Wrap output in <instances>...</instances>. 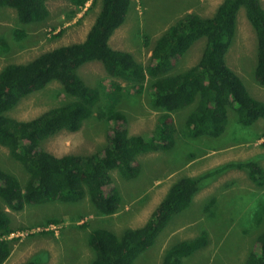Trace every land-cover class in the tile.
Returning a JSON list of instances; mask_svg holds the SVG:
<instances>
[{
    "label": "trees",
    "instance_id": "trees-1",
    "mask_svg": "<svg viewBox=\"0 0 264 264\" xmlns=\"http://www.w3.org/2000/svg\"><path fill=\"white\" fill-rule=\"evenodd\" d=\"M53 1L59 0H0V9L15 11L17 23L22 27L32 26L50 18L48 4ZM66 1L75 9L73 17L90 0ZM262 1L223 0L212 17L197 13L182 16L157 38L146 66L133 53L115 50L110 45L115 32L126 23L135 1L101 0L100 12L84 42L59 46L28 62L9 63L0 70V146L9 150L11 157L28 175L23 181L0 168V264H6L11 258L19 241L11 238L16 230L9 211L22 213L31 204H82L85 201L93 207L96 216L112 218L122 210V195L113 179L115 171L126 181L135 179L142 169L140 156L168 150L180 133L189 138L221 137L226 131L230 108L245 127L264 121V101L250 94L245 82L227 63L237 35L238 14L244 9L257 38L255 80L264 87ZM14 33L17 41L27 37V32L20 28ZM201 40L206 44L200 43L199 62L182 73L173 74L176 64ZM5 41L0 42V50L7 53L12 46ZM92 62L101 63L109 77L128 83L133 94L142 95L146 86H150L151 105L159 113L150 138L131 134L127 115L112 108L107 109L111 124L106 134L107 146L102 152L80 156L56 155L44 150L42 144L63 131L81 132L99 107L102 100L99 90L88 86L79 75L80 68ZM56 81L61 84L63 93L71 98L64 105L49 108L40 116L27 120L9 114L24 99ZM114 87L123 90L121 84H114ZM187 110L190 112L183 119L188 127L186 132L183 131L184 124L175 125L172 115L180 116ZM260 134L257 140L264 137V133ZM233 170L246 171L253 184L264 189V168L255 161L230 162L198 177L183 176L172 184L150 218L139 228H129L120 234L97 229L95 224L92 228L89 220L71 227L84 241L82 252L85 248L88 251L89 256L81 260L87 257V264H135L157 243L174 217L190 209L203 182ZM216 201V196L207 201L205 211L209 212ZM260 212L264 216V206ZM60 223H63L60 218H49L45 227ZM44 228L37 236H55ZM33 229L32 226L21 230L31 232ZM262 230L243 264H264V228ZM29 235L36 236L34 233ZM59 239L57 243L64 254L66 249ZM208 245L207 233L184 239L165 249L161 264H185ZM45 261L43 257L35 256L24 264H43Z\"/></svg>",
    "mask_w": 264,
    "mask_h": 264
},
{
    "label": "rangeland",
    "instance_id": "rangeland-1",
    "mask_svg": "<svg viewBox=\"0 0 264 264\" xmlns=\"http://www.w3.org/2000/svg\"><path fill=\"white\" fill-rule=\"evenodd\" d=\"M134 1L125 28L117 33L113 45L124 49V52L131 51L140 63L147 66L155 41L177 19L188 13L212 17L223 0ZM262 4L264 6V0ZM48 8L51 16L46 22L23 27L18 24L15 11L0 9V42L6 39L5 42L12 46L7 53L0 50V70L9 63H25L43 52L83 41L86 34L84 21L88 22V26L94 22L93 18L89 21L88 14L82 19L78 18V14L83 10L72 17L75 9L73 10L66 0L50 2ZM244 11L243 9L238 14L237 35L227 63L245 82L250 94L264 101V87L255 80L258 61L256 32ZM16 28L27 32L24 40L15 39ZM203 42L206 44L205 40L197 44ZM202 44L190 49L176 64L173 74L182 73L199 62ZM79 75L88 86L99 90L102 95L100 105L81 132L74 134L63 131L44 142V150L56 155L80 156L102 152L107 146L106 134L111 124L107 109L110 111L112 108L127 115L131 134L150 138L159 117L158 110L151 105L150 86H146L142 95L133 94L128 83L109 77L97 62L83 65ZM150 81L151 79L148 82ZM117 83L122 85L123 90L118 91L114 87ZM70 99L63 93L61 84L56 81L45 90L24 99L9 114L14 118L27 120L40 116L49 108L60 107ZM107 101L111 103L107 104ZM228 111L226 131L221 137L189 138L180 133L179 137L176 135L174 144L168 150L151 151L140 156L142 169L135 179L126 181L115 171L113 179L122 195V210L112 218L96 216L93 207L85 201L82 204H31L27 205L22 213L9 211L16 230L11 238H17L19 241L16 242L11 258L6 264H24L35 256L46 259L43 264H62V260L63 264H87V257L84 261L81 258L89 256L88 251L85 248L82 252L84 241L72 230L74 225L80 226L89 220L92 228V224H95L97 229L113 230L122 234L129 228H139L144 224L172 184L183 176L198 177L226 163L246 160L255 161L264 168V135L261 141L257 140L258 134L264 133V121L245 127L239 123L232 108ZM189 112L190 110H187L180 116L173 114L175 125L179 127L184 124L183 119ZM178 117H182V120H178ZM185 125L183 131L188 129ZM0 168L12 172L23 181L28 176L22 165L2 146ZM263 194L264 189H259L253 184L244 170H233L216 178H208L203 182V188L190 209L174 217L159 236L157 243L144 252L135 264H161L168 246L202 233L208 234L209 245L194 257L187 259L185 264H243L254 246V241L263 232L264 216L260 212L264 206ZM214 196L217 201L210 211L206 212L207 201ZM49 218H60L63 221L59 224L57 235L55 233V236H37ZM81 219L82 222L78 223ZM32 226L35 227L32 231L36 236L30 237V233L25 234L30 232L29 230H21L31 229ZM58 239L66 249L64 254L57 243Z\"/></svg>",
    "mask_w": 264,
    "mask_h": 264
},
{
    "label": "crops",
    "instance_id": "crops-1",
    "mask_svg": "<svg viewBox=\"0 0 264 264\" xmlns=\"http://www.w3.org/2000/svg\"><path fill=\"white\" fill-rule=\"evenodd\" d=\"M91 2H89L88 4H86V7L84 8V9H82L81 11H82V13H80V14H78V18H83V16L85 15V14H88L89 15V18H90V20L89 21H91L92 20V18H93V20L92 21H94L93 22V24L95 23V20H96V16H97V14H98V12H100V8H101V0H90ZM95 2V3H94ZM93 8V9H92ZM90 9H92L91 11H90ZM94 10V11H93ZM80 11V12H81ZM90 11V12H89ZM93 24H91V26H88V22L86 23V21H84V26L86 27V34H85V38H84V40L83 41H81V42H84L85 40H86V37H87V35H88V33H89V31H90V29L92 28V26H93ZM125 26V24L120 28V29H118L116 32H115V34L113 35V37L111 38V40H110V45H111V47L112 48H114L115 50H120V51H123L124 49H122V48H120V47H118V46H115V45H113V40H114V38H115V36L117 35V33L120 31V30H123V28H125L124 27ZM127 50V49H126ZM129 51V50H128ZM129 52H131V51H129ZM132 53V52H131ZM97 64L98 65H100L103 69H104V67L102 66V64L101 63H98L97 62ZM261 141V140H260ZM259 141V142H260Z\"/></svg>",
    "mask_w": 264,
    "mask_h": 264
},
{
    "label": "built area",
    "instance_id": "built-area-1",
    "mask_svg": "<svg viewBox=\"0 0 264 264\" xmlns=\"http://www.w3.org/2000/svg\"><path fill=\"white\" fill-rule=\"evenodd\" d=\"M60 229V225H56V224H51V225H48V227L44 228L45 231H48V232H53L54 234L56 233L57 235V232L58 230ZM29 233H34V231H31V232H27L25 234H29Z\"/></svg>",
    "mask_w": 264,
    "mask_h": 264
}]
</instances>
